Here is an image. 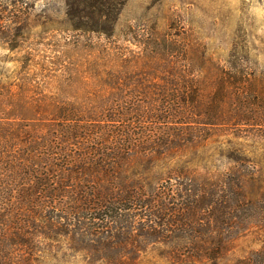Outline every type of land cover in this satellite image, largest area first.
Wrapping results in <instances>:
<instances>
[{
  "label": "trees",
  "instance_id": "trees-1",
  "mask_svg": "<svg viewBox=\"0 0 264 264\" xmlns=\"http://www.w3.org/2000/svg\"><path fill=\"white\" fill-rule=\"evenodd\" d=\"M73 1L71 28L101 42L70 81L93 88L0 104V264H139L147 249L264 264V155L242 126L264 124V94L248 68L187 34L131 49L114 39L123 0ZM249 232L258 247L236 255Z\"/></svg>",
  "mask_w": 264,
  "mask_h": 264
},
{
  "label": "rangeland",
  "instance_id": "rangeland-1",
  "mask_svg": "<svg viewBox=\"0 0 264 264\" xmlns=\"http://www.w3.org/2000/svg\"><path fill=\"white\" fill-rule=\"evenodd\" d=\"M68 1L0 0V104L9 106V96L21 90L51 96L93 88L70 80L75 74L79 79L89 75L84 71L86 50L101 42L100 34L71 28L67 13L78 8ZM115 8L111 4L106 11ZM104 23L108 27L110 18ZM115 32L117 43L124 40L131 49L140 41L152 47L166 33L169 41L187 34L189 45L199 41L220 64L240 59L249 72L244 79L254 80L264 94V0H123ZM255 102L263 109L264 95ZM242 126L257 133L245 143L264 155V124ZM256 240L255 234H242L235 254L258 247ZM157 253L142 252L139 264H169Z\"/></svg>",
  "mask_w": 264,
  "mask_h": 264
}]
</instances>
